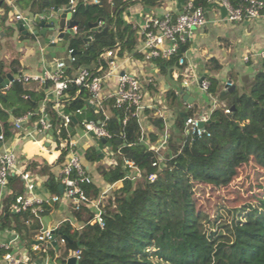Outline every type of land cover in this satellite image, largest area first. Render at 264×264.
Instances as JSON below:
<instances>
[{
  "label": "trees",
  "instance_id": "trees-1",
  "mask_svg": "<svg viewBox=\"0 0 264 264\" xmlns=\"http://www.w3.org/2000/svg\"><path fill=\"white\" fill-rule=\"evenodd\" d=\"M12 1L29 8L34 15L69 4V0ZM165 1L168 0H99L95 4L78 0L74 17L76 32L67 40V51H73L74 61L67 63L65 74L70 77L80 69L93 71L99 62L105 68L104 54L109 52L117 58L142 59L136 49L141 35L121 16L135 5L160 8ZM175 1L179 10L187 3L203 10L212 5L208 0ZM228 1L234 7L244 3V0ZM99 22H103L100 28L90 26ZM186 47V44L182 45L168 60L151 61L161 72H166L176 65ZM208 67L217 71L219 65L210 60ZM6 73L0 64V77L4 78ZM207 80V94L217 98L222 106L210 112V123L205 124L204 132L197 138L186 134L185 119L181 116L193 117L196 105L186 112H178L176 123L181 137L173 141L170 135L166 152L162 150L164 147L161 149L164 153L154 152L142 143L144 135L133 106L114 108L113 99L103 102V110L110 113L107 130L111 138L106 143L115 163L100 164L106 156L95 147L86 149L84 160L97 163L96 172L107 186L119 182L122 186L113 191V203L111 199L102 203L103 226L90 223L93 216L90 209H71L74 222L82 225L73 229L69 221L60 224L58 237L66 240L65 248L43 243L38 250H32L42 227L41 213L35 214L31 209L13 213L15 197L23 194L25 189L19 177L12 176L8 182L10 193L2 201L0 231L10 230L18 235L27 251V261L22 264L41 263L44 258L50 264H64L73 253L79 256L78 264H264V180H260L264 176V58L252 87L248 91L234 90L233 97L220 98L222 88L228 89L233 83L220 87L215 77ZM44 89L40 86L36 91L13 83L0 95V136L3 141L13 135L12 118L32 113L31 119H37L38 105L45 99ZM88 99L86 89L71 85L59 103L63 114L71 115L80 128L83 121L103 118L102 111L94 112L86 106ZM165 100L175 103V92L168 91ZM54 105H47L53 131L59 129ZM147 113L151 125L162 132L163 119ZM148 140L154 144L157 136L149 134ZM97 143L104 146L100 140ZM67 153V148L57 147L51 161L42 159L39 163L26 164V170L31 174L46 177L44 190L56 199L43 205L44 211L55 208L61 198L58 173ZM156 161L158 168L152 167ZM127 162H132L137 169V179L127 176L130 170ZM246 165L255 170L254 181L241 187L240 192L229 190L239 177L240 169ZM151 175L155 176L154 180L149 179ZM220 189L228 190L227 194L231 195L225 203L232 207L226 209L223 203L218 205L226 210V217L219 213V207L209 215L197 202V193ZM84 190L90 200L99 197L94 184Z\"/></svg>",
  "mask_w": 264,
  "mask_h": 264
},
{
  "label": "crops",
  "instance_id": "crops-1",
  "mask_svg": "<svg viewBox=\"0 0 264 264\" xmlns=\"http://www.w3.org/2000/svg\"><path fill=\"white\" fill-rule=\"evenodd\" d=\"M0 6V11L3 13L0 23V64L4 67V71L7 72L6 75L14 76L17 73L28 76L40 75L44 70L52 71L57 61L68 62L67 43L64 47L56 46V44L61 42L59 32L52 33L47 31L42 36L40 29L37 26H33L31 27V35L23 37L20 41L21 35L13 28L15 23L14 17L16 15H22L24 18L28 17L29 20H33L34 16L38 15L41 19L47 18L48 22H56L57 15L54 13V10L51 9L34 15L30 12L29 8L22 7L12 0L2 1L0 2ZM65 8L57 9L58 14L63 12ZM178 12L180 10L176 1L168 0L160 8H146L140 4L135 5L128 8L121 17L124 22L136 27L140 33L139 27L146 17L163 15L165 13L175 14ZM204 12L206 24L201 28L194 29L185 43L187 47L184 53L192 64L193 75L197 78V81L190 80L188 86L181 84V77L178 80L172 79L171 71L175 66L168 68L166 72H161L154 62L147 60L139 52L142 47L140 41L137 43L136 49L143 56L142 59H134L129 56L117 58L111 52L105 55L106 58L111 57L115 59L116 63V71L106 77L105 82L108 91L115 90L117 74L123 72L138 77L144 85V109L138 111L137 118L144 135L142 143L149 149H157L164 134H167L169 138L172 135V140L178 141L181 135L176 123V114L188 111V106L196 105L193 117H208L215 107L222 106V103L217 98L200 90L199 80L215 77L219 81L220 87L233 83L235 91L239 92L248 91L254 84V78L261 61L259 53L264 50V11H261L256 18L243 19L237 22L228 21L225 9L217 5L209 6ZM4 18L14 21L8 20L9 23H5ZM42 37L47 38L42 40ZM58 49L62 51L59 52L57 51ZM210 60H215L219 65L217 71L210 70L208 67ZM10 70L15 72L10 73ZM23 86L36 91L40 89V85L37 83L23 84ZM44 87L45 99L39 103L36 114L43 105L47 108V105L53 102L50 89L46 86ZM171 90L176 94L175 103L165 100V94ZM226 90L222 88L221 92ZM54 109L58 114L62 112L60 104H55ZM147 111L150 114L152 113L155 118L163 119L164 130L162 132H158L148 121L149 114ZM105 113L107 116H110L109 111L106 110ZM36 120H29L27 125L32 127ZM149 134L157 136L154 144L149 143ZM70 135L71 141L76 145L75 150L88 169L99 195L104 193L103 202L104 200L108 201L111 199L113 203L112 191L120 189L122 184L119 182L115 185L107 186L96 172L97 163H89L84 160L86 149L95 147L98 149V152L101 151L106 156L100 164L109 166L115 163L112 153L108 150V146L106 144H103V147L98 146L97 139L85 133L76 124L72 127ZM183 136H185V133ZM44 139L45 137L35 133H32L30 137L21 138L18 136V132L14 130L13 135L8 140L0 143V155L6 151L12 152L16 156V167L18 170L26 168V164L31 161L39 163L44 159L49 162L53 159L57 148L53 150V143L48 144ZM40 144H43L45 147L50 145V150L41 149ZM161 149L159 150L160 152H166V145L162 149L163 151ZM31 176L33 180L30 182L32 186L30 193L39 198L50 200L53 203L56 200L55 197H51L44 190L46 177L36 174H31ZM127 176L132 180L137 179V169L134 167L130 168ZM9 193V189L2 191V201ZM45 216L52 217L48 227L54 228L56 231H58L60 224L64 221H69L73 229L79 228L82 225L74 222L71 215V202L65 197L64 193L61 194L57 206L55 208L51 207ZM58 236L56 235L55 239L57 243ZM0 243L10 244L11 252L19 264L27 261V251L14 231H0ZM61 246L66 247V245ZM3 254V252L0 253V264H6L2 258ZM36 264L50 263L44 259L41 263Z\"/></svg>",
  "mask_w": 264,
  "mask_h": 264
},
{
  "label": "built area",
  "instance_id": "built-area-1",
  "mask_svg": "<svg viewBox=\"0 0 264 264\" xmlns=\"http://www.w3.org/2000/svg\"><path fill=\"white\" fill-rule=\"evenodd\" d=\"M5 0H0V2ZM84 3H98L99 0H84ZM212 5H217L225 9L227 13V19L230 22L242 21L243 19L256 18L260 12L264 9V2L262 0H244V3L240 6H232L228 0H208ZM76 0H69L68 9L71 13H76ZM1 10V6H0ZM2 12L0 11V18H2ZM16 20H24L22 15H16ZM206 24L205 12L201 8L192 7L191 3H187L182 7L178 13H165L163 15H155L146 17L141 23L140 35H141V50L139 51L147 60H168L171 56L176 55L179 48L186 43V39L190 36L194 29L201 28ZM103 22H99L96 28H100ZM76 32V27L71 29V34ZM68 52V62L57 61L52 71L44 70L40 75L28 76L20 73L12 76V80L5 86H2L0 81V95L8 90L13 83L29 84L37 83L40 86H46L50 89L51 96L53 97L54 104H59L62 99L66 97V91L71 85L81 86L87 90L89 99L87 101V107L92 108L94 112L102 111L103 118L97 120L83 121L81 129L91 135L97 140L111 138V134L107 130V120L109 116L106 115L103 110V102L107 99H113L114 108H120L124 105L133 106L136 109V115L138 111L143 110L144 101V85L142 81L135 76L128 73H118L116 80V87L114 91H108L106 85V77L116 71V63L113 58H106L104 54V60L106 67L99 62L98 66L92 71L87 69H80L73 76H67L65 69L67 63L74 61L73 51ZM110 53V52H109ZM260 59L264 58V50L259 53ZM194 71L192 70V64L188 61L185 53L180 56L175 67L171 71V77L174 80L182 78V85L188 86L190 80L197 81ZM150 83V81H149ZM199 88L201 91L207 93L209 82L206 79L199 80ZM52 102V103H53ZM189 109L192 107L188 106ZM216 108V107H215ZM55 111V109H54ZM58 116L59 129L52 130V119L47 112V108L43 105L38 110V118L35 124L31 127L27 123L32 118V113L18 118H12V124L14 130L18 132V136L30 137L32 133L42 135L45 137L46 143H53V150L57 147L67 148L68 153L65 156L63 165L58 173V179L60 185L63 187V193L65 197L71 202V209L74 211L80 210L82 207H86L93 212L91 219L92 224H98L103 226L102 219V203L103 194L99 195L96 200H90L85 193L84 188L93 184L92 177L88 169L83 164L82 158L76 152V145L71 141L70 125L72 123V116L60 114L55 111ZM226 112H230L226 109ZM209 117V115H208ZM206 116L185 118L184 126L187 131L186 134L194 136L196 131L197 137L201 135L204 130H199L197 124L199 122H206L208 119ZM24 122V124H23ZM27 125V126H26ZM169 136L164 134L162 141L159 143L157 149L154 152H159L163 148ZM3 142L2 136H0V143ZM50 145L45 147L40 144L41 149L50 150ZM160 159V158H158ZM16 156L9 151L0 155V211L2 208V191L8 189L9 179L16 175L24 184V193L15 197V206L13 213H20L31 209L32 212L41 213V217L47 215L43 210V205L47 204L49 200L39 198L30 193L32 186L30 182L33 180L31 174L23 168L18 170L16 167ZM129 168L134 167L132 162L126 163ZM152 167L158 168V161L152 163ZM155 176H149L150 180H154ZM54 228L46 229L44 233L41 231L37 235L32 245V250L39 249L40 244H50L53 236ZM56 239V237H55ZM58 246L66 245L64 238L58 239ZM3 252L2 258L6 264H19L11 252L9 243H0V253ZM75 256L79 260V256L73 253L69 257ZM68 258V257H67ZM48 261L47 258H44ZM65 264V263H64Z\"/></svg>",
  "mask_w": 264,
  "mask_h": 264
},
{
  "label": "water",
  "instance_id": "water-1",
  "mask_svg": "<svg viewBox=\"0 0 264 264\" xmlns=\"http://www.w3.org/2000/svg\"><path fill=\"white\" fill-rule=\"evenodd\" d=\"M54 13L57 15L56 22L55 21L48 22L47 18L41 19L38 15L34 16L33 20H29L28 17H25L24 20H16L13 25V28L16 31H18V33L21 35L20 41L23 39V37L31 35V27L37 26L40 29V34L42 36H44L47 31L52 32V33L59 32L60 33L59 37L61 38V42L56 44V46L64 47L67 43L68 38L71 36V29L74 27H77V22L74 20L75 14L71 13L68 9L64 10L63 12L59 14H58V10L54 9ZM0 23H1V18H0ZM90 26L93 29L96 28V24H92ZM11 80H12L11 75H6L5 78H0L2 86L7 85ZM234 90H235V87L231 85L230 88H228L226 91L221 92L220 93L221 100H225L229 97H233L231 94ZM231 110H233V107H231ZM181 116H183V118L185 119L183 114H181ZM208 123H210L209 120H207L206 122H199L197 124L196 130L197 129L204 130L205 124H208ZM75 124H76V121L74 118H72V123L69 129L71 130ZM193 137L197 138L196 131L194 132ZM100 141L102 144H106L109 147V144H107L104 139H101ZM59 191H60V194L63 193V187L61 185L59 186ZM51 218L52 217L50 216L41 217L40 220L42 224V229H41L42 233H44L46 229H48V224ZM52 233H53V236H52V240L50 244L52 247L58 248L57 242L55 241V237L56 235L59 234V232L53 231ZM34 243H39V242L36 241ZM65 264H78V260L76 259L75 256H71V257L66 258Z\"/></svg>",
  "mask_w": 264,
  "mask_h": 264
},
{
  "label": "rangeland",
  "instance_id": "rangeland-1",
  "mask_svg": "<svg viewBox=\"0 0 264 264\" xmlns=\"http://www.w3.org/2000/svg\"><path fill=\"white\" fill-rule=\"evenodd\" d=\"M8 18H4V22L9 23L8 22ZM11 20V19H10ZM9 20V21H10ZM14 21V20H11ZM48 37V36H47ZM47 37H42V40H45ZM57 51H62L61 49H58ZM180 105V104H179ZM35 120V119H34ZM33 121V120H32ZM32 121H30V123H32ZM255 170L252 169V166L250 165H246L245 167H243L242 169H240L239 172V177L233 182V184L230 186L229 190L231 189L232 191H241V187L248 186L250 183H252L255 179ZM260 180H264V176L260 178ZM228 190L226 189H220L217 191H210V190H205L204 194L201 193H197V202H198V206L203 209L204 211H206L209 215H213L214 211H215V207H219L218 205L220 203H223L224 206H226L228 209V207H232L231 205H227V203H225V200L229 197L231 198V195L229 196L227 194ZM113 196V191L112 194ZM58 202V200H57ZM106 200H104V204H105ZM51 207H49V209H46V213H48L50 211ZM219 213H222L223 217H226V210L222 209L219 207ZM39 219H41V216H39ZM41 222V221H40ZM41 231V230H40ZM39 231V232H40Z\"/></svg>",
  "mask_w": 264,
  "mask_h": 264
},
{
  "label": "clouds",
  "instance_id": "clouds-1",
  "mask_svg": "<svg viewBox=\"0 0 264 264\" xmlns=\"http://www.w3.org/2000/svg\"><path fill=\"white\" fill-rule=\"evenodd\" d=\"M58 245V244H57ZM59 247V246H58Z\"/></svg>",
  "mask_w": 264,
  "mask_h": 264
}]
</instances>
